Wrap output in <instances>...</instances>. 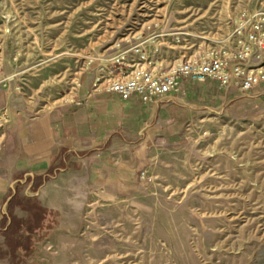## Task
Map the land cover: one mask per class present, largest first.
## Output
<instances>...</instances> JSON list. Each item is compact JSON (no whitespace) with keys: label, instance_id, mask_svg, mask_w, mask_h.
<instances>
[{"label":"rangeland","instance_id":"obj_1","mask_svg":"<svg viewBox=\"0 0 264 264\" xmlns=\"http://www.w3.org/2000/svg\"><path fill=\"white\" fill-rule=\"evenodd\" d=\"M263 18L264 0H0V152L19 120L103 96L95 83L130 72L136 45L166 74L167 34L228 40ZM187 89L154 114L126 106L94 176L51 182L57 211L19 191L0 264H264V85Z\"/></svg>","mask_w":264,"mask_h":264},{"label":"crops","instance_id":"obj_2","mask_svg":"<svg viewBox=\"0 0 264 264\" xmlns=\"http://www.w3.org/2000/svg\"><path fill=\"white\" fill-rule=\"evenodd\" d=\"M258 94L264 98V91ZM87 97L80 108L54 110L12 124L0 152V221L21 193L49 213L57 211L52 198L46 201L48 193L55 191L51 182L85 171L92 178L95 161L108 160L111 137L116 135L113 145L122 143L118 129L124 124L126 106H146L137 98L124 102L118 95ZM156 109L152 108L153 114ZM13 213L24 217L18 209Z\"/></svg>","mask_w":264,"mask_h":264},{"label":"built area","instance_id":"obj_3","mask_svg":"<svg viewBox=\"0 0 264 264\" xmlns=\"http://www.w3.org/2000/svg\"><path fill=\"white\" fill-rule=\"evenodd\" d=\"M203 35V34H202ZM168 50L180 48L178 58L170 61V71L162 74L146 67L150 54L136 45L137 62L130 72L111 73L97 80L95 93L118 95L124 102L137 98L146 106L158 107L176 97H187L189 84L217 82L221 88L250 92L264 84V18L249 30L239 28L228 40L198 36L188 31L167 34ZM158 43L154 53H159ZM194 41V42H193ZM199 44H198V43Z\"/></svg>","mask_w":264,"mask_h":264},{"label":"trees","instance_id":"obj_4","mask_svg":"<svg viewBox=\"0 0 264 264\" xmlns=\"http://www.w3.org/2000/svg\"><path fill=\"white\" fill-rule=\"evenodd\" d=\"M11 227H12V225L10 226V228H11ZM10 228H9V229H10Z\"/></svg>","mask_w":264,"mask_h":264}]
</instances>
